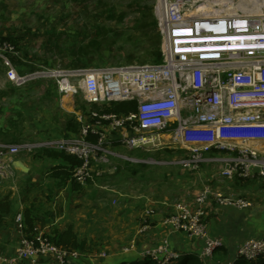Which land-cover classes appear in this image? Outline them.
I'll return each instance as SVG.
<instances>
[{
    "label": "built area",
    "instance_id": "1",
    "mask_svg": "<svg viewBox=\"0 0 264 264\" xmlns=\"http://www.w3.org/2000/svg\"><path fill=\"white\" fill-rule=\"evenodd\" d=\"M240 2L157 0L154 12L163 54L158 63L20 73L13 61L20 52L13 43L0 41V61L18 86L50 77L63 95L82 91L91 103L137 104L136 110L124 114L94 110L92 120L84 122L80 118L83 125L76 135L59 141H0V183L15 175L11 159L39 148L76 156L82 162L73 169L72 180L81 186L95 183L106 170L94 167V163L109 164L118 155L113 149V138L102 129L104 122L121 131L120 140L130 149H149L155 143V132L171 133L175 141L185 145L187 154L169 163L196 169L200 163L220 160L228 178L264 176V156L259 150L234 143L264 140V13L246 10ZM214 149L229 150V157L217 159L206 155ZM128 159L137 163H166L152 158ZM212 198L239 209L253 206L251 199L213 192L205 184L193 201L178 203L165 219L176 230L205 238L201 254L204 259L213 258L222 245L219 238L207 235L206 205ZM14 226L19 242L17 251L1 252L0 264H71L81 257L79 250L57 245L35 227L28 231L22 211L15 215ZM148 254L159 264H169L181 256L168 252L167 247ZM263 254L264 235L246 242L236 258L252 261Z\"/></svg>",
    "mask_w": 264,
    "mask_h": 264
},
{
    "label": "crops",
    "instance_id": "2",
    "mask_svg": "<svg viewBox=\"0 0 264 264\" xmlns=\"http://www.w3.org/2000/svg\"><path fill=\"white\" fill-rule=\"evenodd\" d=\"M17 58H20V56L14 59ZM17 69L19 70L18 67ZM22 92L21 94L23 95H31L29 99L39 101V103L36 104L35 107L28 109L22 105L18 106V103L15 102L17 106H15L14 110L10 112L5 111L3 114L0 113V141L7 142L3 139L9 140L7 135L13 130L12 125H10L13 119L24 121V130L23 132L17 130V137L19 140L13 141L12 139L10 143L59 141L63 138L74 136L77 133L67 129V124L70 119H77L81 122L82 127L83 121L80 120L82 110L77 100L79 93L77 95H63L60 93L59 89L52 86L46 88L29 86ZM83 94L84 97L82 101L83 103H87L88 99L86 98V94ZM13 100H16V98ZM22 100L23 97L19 99V102L22 103ZM88 105L91 109L96 108L97 110H102L106 107L105 105L91 102H89ZM85 109H89L87 104ZM102 129H104L105 132L113 138L114 142H116V144L113 145V149H116V152L127 153L128 156L140 159H160L166 161V163H162L163 165L160 166L153 165L161 167L158 173L161 180H155L154 178L149 179L143 186V189L154 191H150L155 196L154 200L151 202L147 201L149 199L147 195H133L138 196V198H146L144 200L146 201L144 208H142L144 202L141 203L140 206L133 204L135 203L133 202L131 205H126L125 209L112 204L104 206L102 210L96 209L99 211L97 220L109 226V238L108 240H103L101 244L103 248H101L102 250H100V252L101 254L105 253L104 257L98 258V261L89 258L92 262H95V264H121L127 261L143 260L147 256H151L148 254L149 251L157 250L159 247L163 246H167L168 252H176L180 255H201L205 246V238L176 230L171 225L165 223V217L171 212H174L178 203L193 201L205 184L210 185L213 192H222L224 195L233 198L243 197L251 199L253 201V206L239 209L217 203L215 198L208 201L205 216L207 235L210 238H219L222 241V245L215 251L213 258L208 261L203 260V263L230 264L232 260L236 258L240 247L246 242L258 239L264 235V176L256 175L253 178H243L237 175L233 178H228L221 175L225 164L220 160L208 161L202 164V166H200L201 168L199 167L196 171L187 170L181 166L182 168L175 173L174 169L171 168L174 163L169 162L177 158H182L187 154V151L183 143H179L172 138L171 133H154L156 134L155 143L146 150L155 149L157 153V155L155 154L156 156H134L132 154H138V150H130V148L126 149V151L124 150L123 147L125 146L120 140V130L114 129L110 124H105ZM234 143L240 144L238 145L239 147L244 145L246 147L257 148L261 155L264 156V140L237 141ZM40 150H42V148L36 149L33 152L24 151L16 158L11 159L10 162L20 173H30L31 175L33 172V164L36 162L35 160L43 161V163H46V167H49L45 171L47 174H44L46 179L43 182L35 183V185L32 184L29 189L34 192V188L41 187L44 184L48 187L50 183L52 190L63 187L60 193L65 192L68 194L66 196L62 194L61 199L63 205L60 207V209H62L58 215H55L54 211L50 210V205L52 203L51 198L54 195L52 190H50V195L46 193L50 198H47L48 202L45 204L36 200L38 196L32 195L30 192L26 194V197H17V195H14L13 191L9 189V192H11L12 208L11 212L5 215L3 224L0 225V248L2 247L0 252L14 254L17 251L19 242L14 226V219L19 211L24 212L27 207L33 209L32 213L35 217L34 226L37 229H42L51 234L56 232L62 233L70 225H73L74 230L77 231L79 235H91L90 232L92 231H89L91 230L89 228V223L93 219L82 216L83 211L87 210L85 206L80 205L78 199H74L75 203H70L71 200L69 197L71 193L68 191L66 192V190H68V185L66 189V183L61 184L50 176L51 169L54 165L65 162L61 158L36 157L34 154ZM128 151L130 153H128ZM139 151H143V149L140 148ZM229 152V150L214 149L206 155L211 158L221 159L226 156L229 157ZM27 154H29V156H25ZM28 162H32V165H29ZM112 162L111 159L110 163ZM105 165L107 164H100L98 167ZM116 170L117 167L113 166L109 172L113 174ZM254 171L258 172V169L254 168ZM134 173L136 175L138 172L134 171ZM15 176L12 180H14ZM167 176H172L173 180ZM160 182L170 187V189H173L179 198L172 202L170 199L166 198L163 193L159 194V189L162 191V189L165 188L160 185ZM186 186H188L187 196H185L186 194L183 195L180 193L185 190ZM76 189L79 190L80 188L76 187ZM122 195H124V191L123 194L119 191L117 195L114 194L112 199L113 203H116V200H119V196ZM14 197L17 198L16 201L13 200ZM56 198H60V195L58 194ZM127 200H129V198H126V201ZM65 202H67V209L65 208ZM147 222L149 225H145ZM82 223H84L85 228L80 227ZM92 262L87 259L81 263L73 260L71 264H93ZM177 262L178 259L170 261L169 264H177Z\"/></svg>",
    "mask_w": 264,
    "mask_h": 264
},
{
    "label": "rangeland",
    "instance_id": "3",
    "mask_svg": "<svg viewBox=\"0 0 264 264\" xmlns=\"http://www.w3.org/2000/svg\"><path fill=\"white\" fill-rule=\"evenodd\" d=\"M256 1L260 4L258 10L255 9V3L251 1H244L242 4L241 0L240 3L246 10L250 9L254 13H258V11L264 13V0ZM156 2L157 0H0V41L5 36L17 37L19 41L17 50L20 52V58L14 60V66L19 68L17 70L20 73L48 71V69L54 68L106 67L152 63V56L148 50V39L141 31L140 20L142 12L148 10V8H155ZM6 70L8 71L3 62H0V113L2 114L5 111L14 110L15 106H17L15 102L18 103V106L22 105L28 109L35 107L39 103V101L30 100L29 97L31 95L21 94L29 86L45 88L52 86L58 89L56 81L50 77L37 78L25 85L18 86L11 81ZM21 97H23L22 103L19 102ZM83 97L84 94L80 91L77 96L82 110L80 118L87 122L92 120V112L97 109H91L88 101L83 103ZM15 98L16 100H13ZM86 104L89 108L87 110L85 109ZM98 111L103 112L100 109ZM105 124L108 123L104 122L103 125ZM123 148L125 151L128 149L126 146ZM136 149L139 153L132 154L134 156L157 155L155 149H150L149 151L146 149L139 151L140 148ZM116 153L118 157H113V162L110 165L102 166L106 172L95 183H90L88 187L81 186L83 188L79 190L76 189L77 186L72 179L65 185L66 189L68 185L66 192L71 193L69 197L70 203H75L74 199H78L80 205H84L85 209H87L83 211L82 216L93 219L89 223V228L91 229L89 231H92L90 232V237L78 235L79 244H82V241H86L85 248L79 250L73 247L81 253V257L76 260L79 263L85 259L92 262L89 258L98 261V258L105 255V253L101 254L100 250L103 248L101 245L103 240H108L109 238V226L97 220L99 211L96 209L102 210L108 204L117 205L125 209L126 205H131L133 202L137 206L144 202L142 207L144 208L146 205L144 200L146 198H138L136 195L133 196L134 194L147 195L149 198L147 201L150 202L155 199V196L151 193L154 191L150 190V192L147 189H143V186L149 179L161 180L158 174L161 167L158 166L163 164L149 162L137 164V162L128 159V157L132 156H128L127 153ZM128 153L130 152L128 151ZM25 156H29V154ZM35 161L31 175L30 173L22 174L13 167L16 176L14 175V180H12V176L1 182L0 193H8L9 189H11L17 197H26V194L30 192L32 195L38 196L36 200L47 204V198H50V196H47L46 193L50 195V190H52L50 183L48 187L44 184L41 187L34 188V192L29 189L32 184L35 185V183L45 181L46 177H44V174L49 168L46 167V163H43V161ZM28 164L32 165V162H28ZM202 164L204 163L199 165L202 166ZM99 165L94 163V167ZM113 166H116L117 170L112 174L109 170ZM181 166L192 171H196L200 167L190 169L182 164L174 163L171 168L177 173L182 168ZM134 171L138 173L135 175ZM221 175H224L223 171ZM167 177L172 179V176ZM160 185L165 188L162 191L159 189V194L163 193L172 202L179 198L173 189L161 182ZM187 189L188 186L180 193L186 194ZM62 190L63 187L52 190L54 195L51 198L50 210L54 211L55 215H58L62 209H60L61 205H63L62 194H65V196L68 194L65 192L60 193ZM118 191L122 194L124 191V195L119 196L120 199L113 203V195H117ZM58 194L60 198H56ZM126 198H129V200L126 201ZM13 200L16 201L17 198L14 197ZM65 208H68L67 202H65ZM80 227L85 228L84 223ZM41 231L52 241L51 233L42 229ZM52 234L54 235V233ZM198 256L202 257L199 254ZM202 259L205 261L209 260L203 257ZM202 259L199 258V261H203ZM258 260L249 261L248 264H256ZM92 263L95 264V262Z\"/></svg>",
    "mask_w": 264,
    "mask_h": 264
},
{
    "label": "trees",
    "instance_id": "4",
    "mask_svg": "<svg viewBox=\"0 0 264 264\" xmlns=\"http://www.w3.org/2000/svg\"><path fill=\"white\" fill-rule=\"evenodd\" d=\"M154 7L148 8V10L143 11L141 14L140 27L143 34L148 39L149 51L152 56V63H158L162 61V36L158 29L156 16L154 15ZM1 41H9L13 43L16 48H18L19 41L17 37L14 36H5L1 38ZM15 60V59H14ZM1 62V61H0ZM7 72V70H6ZM137 108L136 102L133 101H122V102H114L111 105H107L102 110L103 112L109 113H117L124 114L129 111H134ZM19 115V113H18ZM10 125H12V132L7 135L9 140L3 139L10 143V140L18 141L17 137L18 131L23 132L24 130V121H20L19 119L12 120ZM15 128V129H14ZM81 128V122L77 119H70L67 124V129L71 132L78 133ZM13 134V135H12ZM14 137V138H13ZM4 138V137H3ZM3 142V141H2ZM36 157H49V158H61L65 163L56 164L52 167L50 176L59 181L61 184H67L72 179L73 169L79 165L82 161L76 156L68 155L63 151L42 148L39 152L34 154ZM76 184V183H75ZM77 188H81V185L76 184ZM12 208V200H11V192L8 193H0V225L4 222L5 215L11 212ZM33 209L30 207L25 208L23 215L24 221L28 228V231H32L35 227L34 220L35 217L32 213ZM78 232L74 230L73 225H70L64 232L59 233L56 232L50 235L52 241H54L59 246L65 247H76L79 250L85 248L86 241H82V244L78 243ZM196 254H182L178 259L177 264H204L203 261H199V257ZM194 259H196L194 261ZM259 259V260H258ZM256 264H264V254L258 258ZM249 261L244 258H236L233 264H248ZM121 264H159L158 260L153 258L152 256H147L143 260L139 261H127ZM251 264V263H250Z\"/></svg>",
    "mask_w": 264,
    "mask_h": 264
},
{
    "label": "bare ground",
    "instance_id": "5",
    "mask_svg": "<svg viewBox=\"0 0 264 264\" xmlns=\"http://www.w3.org/2000/svg\"><path fill=\"white\" fill-rule=\"evenodd\" d=\"M244 1H251V2H253V3H255V9H257L258 10V6L260 5V4H258V2L256 1V0H242V4L244 3ZM242 4H241V7H242ZM256 10V11H257ZM258 13H260L259 11H258Z\"/></svg>",
    "mask_w": 264,
    "mask_h": 264
}]
</instances>
